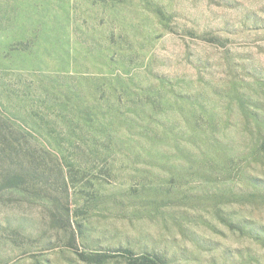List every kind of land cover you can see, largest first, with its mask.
Here are the masks:
<instances>
[{
	"label": "rangeland",
	"instance_id": "1",
	"mask_svg": "<svg viewBox=\"0 0 264 264\" xmlns=\"http://www.w3.org/2000/svg\"><path fill=\"white\" fill-rule=\"evenodd\" d=\"M0 264H264V0H0Z\"/></svg>",
	"mask_w": 264,
	"mask_h": 264
}]
</instances>
